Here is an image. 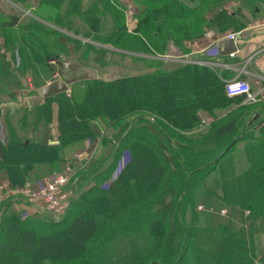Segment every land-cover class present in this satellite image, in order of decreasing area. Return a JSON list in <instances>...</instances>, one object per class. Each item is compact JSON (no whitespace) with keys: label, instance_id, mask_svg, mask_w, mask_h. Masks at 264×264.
<instances>
[{"label":"trees","instance_id":"trees-1","mask_svg":"<svg viewBox=\"0 0 264 264\" xmlns=\"http://www.w3.org/2000/svg\"><path fill=\"white\" fill-rule=\"evenodd\" d=\"M131 1L137 9L132 30L122 0H39L31 12L36 18L15 26L0 20V48L21 54L16 69L0 54V100L13 99L22 87L17 74L27 70L52 81L58 74L51 63L96 69L88 64L120 57L100 47L107 44L152 57L170 47L186 54V43L208 33L219 41L243 30L247 16L264 12V0ZM125 62L113 63L121 74L114 80L86 78L69 95L12 113L0 107L6 137L0 174L6 171L13 186L40 162H62L75 173L73 201L57 221L48 213L17 215V199L0 203V264H264L261 104L238 99L236 110L219 117L215 111L233 99L217 70L150 60L146 71L130 75L134 60ZM202 113L213 121L206 124ZM96 138L101 149L86 167L63 159L67 148L82 149ZM123 152L129 159L108 183ZM218 208L226 214H210Z\"/></svg>","mask_w":264,"mask_h":264},{"label":"rangeland","instance_id":"rangeland-1","mask_svg":"<svg viewBox=\"0 0 264 264\" xmlns=\"http://www.w3.org/2000/svg\"><path fill=\"white\" fill-rule=\"evenodd\" d=\"M28 4H32L29 7H23L24 5H21V7H17L15 6L13 3H11L10 0H0V20L8 21V23L13 22L15 19H17V23L22 21L24 19V17H35L34 15L32 16L31 12L34 11V9L36 8V4L39 2V0H28L27 1ZM132 1L131 0H122V4L124 5V9H125V15H126V25L128 27V29L132 30L134 28V26H136V21L133 18V14L134 12H136V8L131 5ZM127 7V8H126ZM249 17V16H248ZM36 18V17H35ZM264 19V12H262L260 15H258V17H252V19ZM24 21V20H23ZM249 22V20H248ZM6 23V24H8ZM15 26V25H14ZM45 26L50 27L52 30L57 31V33L60 34H65L66 36L68 35V33L63 32L61 29H59V27H55L56 24H51L47 23ZM69 36V35H68ZM84 43H86V41H82ZM193 43V42H190ZM90 44V43H89ZM117 45V44H116ZM116 45H111V44H107V45H103L100 46L101 48H104L106 50H108L109 52H115L117 54L120 55V57L118 56H114V57H110L107 56V60L108 62H106V65H94L89 63V66L95 67L94 68H83V69H79L77 70V67H79V63L77 64L76 62L73 63V65H71L70 63H65V62H61V66H58L56 64L51 63V67L55 70V72L58 74V79L61 80L62 82L66 83V86L68 87L67 93L66 95H68V93H70L69 89L71 88V86L76 85H80V80H84L86 78H99V79H103L104 81H109V80H114L115 78H118L121 74L120 72H118L116 69V67H113L112 65H114L113 63H116L119 65V67L126 65V62L128 58L132 59V62L134 60V65L136 66V69L134 70V72H131L130 75H132L133 73H139V72H143L146 71L149 68V63L150 60L151 61H161L160 59H158L157 57H152L151 55H145L142 54L140 52H127V51H122V50H117L115 47ZM94 46V45H93ZM96 47V46H95ZM99 48V47H98ZM168 51L170 50L171 56H176L178 57V55L182 56V53L179 52L178 50H176V48L174 47H170L167 49ZM172 51V52H171ZM0 54L1 55H5L7 58V60H9L13 66L14 69L17 68V65L20 63L21 60V54L19 51L15 50V49H3L0 48ZM188 54V53H186ZM183 54V55H186ZM175 58V57H174ZM173 57L171 58V60L174 59ZM123 60V63L119 62ZM111 61V62H110ZM166 63H172V62H166ZM152 64V63H150ZM181 65V63H178ZM182 65H188L186 62L182 63ZM100 68V69H99ZM124 73V72H123ZM22 87L20 90L15 91L12 95H13V99L11 100H5L3 98H1V102L2 104L0 105V107H2V109L4 107H19V106H33V104H40L42 103V95H41V89L46 87L47 85H49L50 83L53 82V78L52 81L51 79H47L44 75L41 74V76H35L34 74H32L31 70H27L26 73H24L23 75H19L17 74ZM78 79V80H75ZM3 97V96H2ZM240 105H243V103H241ZM1 129V126H0ZM107 130L103 131V135H106ZM100 138H96L92 141H88L86 140L84 142V144H86L87 149L83 151L82 155L79 156V160L82 164H85L84 167H86L87 164H90L93 162V160L95 159V157L97 156V154L99 153L100 149H101V143H100ZM241 150H235L234 152V157L236 159V164L237 166H240L243 162L242 157L238 154H240ZM120 158L117 160L116 163V171L117 170H121L123 169L124 165L126 164V162L128 161L129 157H127L126 152L120 153ZM12 155V153H11ZM40 161H44L46 160L44 155H40L39 157ZM47 162H50L48 160H46ZM69 161V160H68ZM60 163V162H59ZM61 165H63L64 163H60ZM58 165L57 161H53L50 163H46L43 162L40 164H35V166H37L35 168V173L38 176V179L35 180H31V181H20V183L18 184V186H16L15 183L13 186V184H11L10 182H8L7 185V192L5 194H3L0 197V203L6 201V200H10V199H15V198H20L23 203L22 204H18L17 207H14V211L17 215L19 216H29L32 215L34 213H43V214H47L41 207L42 206H47L49 208L50 206V199L51 197H40V198H35V200H32V203L37 205L38 209L40 210L39 212H36L33 210V208L31 207L30 204H28L25 199H26V194H28L29 192H33L32 189H34V183H36L37 181H41L42 183H45L46 181H55L57 179V177L61 176V175H67V179L66 182L62 185L63 187V193L66 194H72V190H71V185L72 182H74V177H75V173L73 174V170H71V172H64V168L63 166ZM67 165V164H64ZM13 166L10 165L9 169L12 171V173L15 172V170L12 168ZM31 168L33 169V167L31 166ZM115 173V175H114ZM117 176V172L114 171L112 172V174L109 176V180L108 183H110L111 181H113L114 179H116ZM208 181H210V179H207ZM67 183V184H66ZM17 189H19V191H17ZM17 192L19 193V195L17 194ZM21 192H24L23 195L21 196ZM62 193L57 195V199H59V204L61 205L63 203L62 197H61ZM6 199L4 200L3 198ZM3 199V200H2ZM6 203V202H5ZM52 205V204H51ZM57 205V206H58ZM201 210V209H198ZM216 212V213H215ZM53 213H55L53 211ZM219 216H223L226 214L225 210L223 209H219L217 211L212 210L210 211V214L214 215H218ZM49 217H51L52 220H58V218H56L55 216H53L52 214L48 213L47 214ZM5 217V213H0V221L3 220V218Z\"/></svg>","mask_w":264,"mask_h":264},{"label":"crops","instance_id":"crops-1","mask_svg":"<svg viewBox=\"0 0 264 264\" xmlns=\"http://www.w3.org/2000/svg\"><path fill=\"white\" fill-rule=\"evenodd\" d=\"M127 8V7H126ZM248 17V16H247ZM249 24L241 31L237 32V40H236V52L237 56L233 60L227 59V56H221L224 60L223 62L230 65V70H220L219 73H222V77L224 80L232 79L237 72L241 71L240 78L246 80L251 88V91L255 94L258 93L259 97V104L264 105V19H252V17H248ZM229 33L224 34L223 38ZM222 38V37H221ZM219 40L217 41L216 38L213 36V34L208 33L202 40L196 41L193 43H186L185 48L188 51V54L191 56L196 57L198 61L201 59L206 60L204 54H201L202 51L212 49L218 42L223 41ZM203 60V61H204ZM99 79V78H96ZM103 80V79H99ZM66 84V83H65ZM262 92V93H260ZM66 93V92H65ZM260 93V94H259ZM238 99H233L231 101H228V103L220 108L219 110H216L215 113L219 117L225 116L227 113H231L234 107H237L234 102H236ZM243 105H252V104H246L243 103ZM254 106H257L258 104H253ZM240 107V105H239ZM5 109H15L16 107H4ZM53 110L56 108L53 107ZM201 117L206 124L213 121L211 117H209L206 113H202ZM264 119V118H263ZM0 148L6 147V137H5V129L3 125V121L0 118ZM54 127V123L51 122L50 128ZM51 135V141L49 143L50 146L56 144V131L50 130ZM86 144H83L82 149H75L73 147L67 148L63 154L64 160L73 159L75 162H77L79 159V156L82 155L83 151L86 150ZM78 160H77V159ZM77 160V161H76ZM28 178L24 179L25 181H31L38 179L37 174L35 171H31L27 173ZM9 178L8 173L6 171H3L0 174V197L7 192V185H8ZM4 200L6 199L3 198ZM2 199V200H3ZM18 200L15 203L22 204L23 201L20 198L10 199L6 200L10 203H14L15 200ZM18 204H15L14 206L17 207ZM24 204V203H23Z\"/></svg>","mask_w":264,"mask_h":264},{"label":"built area","instance_id":"built-area-1","mask_svg":"<svg viewBox=\"0 0 264 264\" xmlns=\"http://www.w3.org/2000/svg\"><path fill=\"white\" fill-rule=\"evenodd\" d=\"M222 40V39H221ZM223 41H232L234 42L235 46H236V39L233 35H226L223 38ZM237 51V50H236ZM233 52L230 53L227 56V59L233 60L234 58H236L237 56V52ZM172 52V51H171ZM201 54H204L206 60H200L198 61L196 59V57L191 56L190 54H186V55H178V57L176 56H171L170 50L165 53L164 55L161 56H157L158 59H160L163 62H172V63H187L188 65H193V66H200V67H207V68H211V69H215L218 72H220V70H230V65L226 64L223 62V58L220 56L219 52L216 50L215 46L212 49H208V50H204L201 52ZM174 58L173 60H171V58ZM241 76V71L237 72L236 75L229 80H222L223 85H224V94L228 99H241L242 103H246V104H257L259 102L258 100V93H254L251 91L250 85L249 83L240 78ZM262 93V92H260ZM259 93V94H260ZM69 95V93H68ZM264 109V107H262ZM261 108V109H262ZM64 172L68 171L71 172V169L69 168V165H64ZM117 172V174L120 172V170L115 171ZM115 175V173H114ZM67 179V175H61L59 177H57V179L53 182L51 180L46 181L45 183H42L41 181H37L36 183H34V189L33 192H29L28 194H26V199L25 201L31 205V207L33 208L34 211L39 212L40 210L38 209L37 205L32 203V200L34 201L35 198H40L43 196L46 197H51L49 203L50 206L49 208L45 205L42 206L41 208L46 212V213H50L53 216H55L56 218H59L60 216H62L70 207L74 196H72V194H64L63 191V184L66 182ZM29 182V181H28ZM67 184V183H66ZM17 191H19V189H17ZM24 192H21V196L23 195ZM63 203L61 205L59 204V199H57V195L61 194ZM17 194L19 195V193L17 192ZM20 196V195H19ZM52 204V205H51ZM58 205V206H57ZM200 209V208H199ZM53 211L55 213H53Z\"/></svg>","mask_w":264,"mask_h":264},{"label":"water","instance_id":"water-1","mask_svg":"<svg viewBox=\"0 0 264 264\" xmlns=\"http://www.w3.org/2000/svg\"><path fill=\"white\" fill-rule=\"evenodd\" d=\"M17 24V19L13 22L8 23V26H13ZM216 50L219 52L220 56H228L230 53L236 51V46L232 41H220L215 45ZM53 82L41 89L42 99H50L59 94L65 93L68 87L64 82L58 79L56 75H53ZM264 114V109H260L256 117H260Z\"/></svg>","mask_w":264,"mask_h":264},{"label":"bare ground","instance_id":"bare-ground-1","mask_svg":"<svg viewBox=\"0 0 264 264\" xmlns=\"http://www.w3.org/2000/svg\"><path fill=\"white\" fill-rule=\"evenodd\" d=\"M228 35H233L235 37V39L237 40V33H229ZM262 116L264 117V114Z\"/></svg>","mask_w":264,"mask_h":264},{"label":"flooded vegetation","instance_id":"flooded-vegetation-1","mask_svg":"<svg viewBox=\"0 0 264 264\" xmlns=\"http://www.w3.org/2000/svg\"><path fill=\"white\" fill-rule=\"evenodd\" d=\"M261 107H264V105H261Z\"/></svg>","mask_w":264,"mask_h":264}]
</instances>
